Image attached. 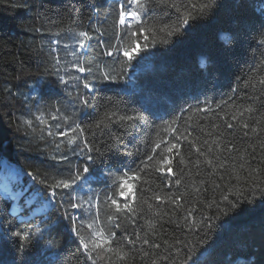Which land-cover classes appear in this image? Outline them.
<instances>
[{"label":"snow or ice","instance_id":"1","mask_svg":"<svg viewBox=\"0 0 264 264\" xmlns=\"http://www.w3.org/2000/svg\"><path fill=\"white\" fill-rule=\"evenodd\" d=\"M215 4L216 0H188L187 4H178L176 0H112L110 27L114 38L111 43L103 40L107 29L102 26L82 28L76 20L66 25L48 22L47 31L51 38L42 48V51L46 48L43 74L56 77L57 85L68 99L63 105H48L47 109L37 107L34 112H29L27 118H22L20 126L26 132L31 130L33 136L38 135L46 144L54 145L50 159L55 166L62 167V171L50 175L37 169L28 171L26 175L41 186L38 196L43 199L38 211L46 214L57 206V210L63 209L61 218L68 222L77 243V252L73 256L78 264H136L137 257L141 264H199L192 241L178 236L169 241L156 231L155 223L156 217L163 215L161 206L171 204L175 205L174 214L180 211L183 215L170 222L181 233L186 230L196 235L198 244H206L210 233L218 227L215 221L220 220L219 215L201 214L199 219L196 217L199 209L193 206L195 201L189 196L198 197L202 191H207V187L202 188L205 185L203 180L197 183L188 179L192 168L199 175L202 165L214 171H229L231 165L230 175L234 176L236 185H243H234L225 191L216 184L215 189H220V200L212 199L203 207H215L224 216L229 212L251 211L253 209H244L242 205L255 204L257 197L251 194L254 192H259L261 205H264V52L243 81L244 87L254 92L246 97L249 103L236 104L229 96L227 100L215 103L219 110L215 113L212 104L207 102L203 108L189 105L181 109V112L191 113L183 125L178 123L180 117L162 120L161 124L155 125V134L145 133L143 139H137L133 134L138 136L142 126L153 128L146 116L121 110L119 102L112 97L98 99L92 95L93 82L116 83L123 79V73L132 66L135 58L133 52L145 51L149 43L154 46L157 35L161 36L160 43L167 44L169 38L186 30L197 14L205 15L206 10ZM157 8L174 9L178 13L176 21L162 26L149 25L146 17ZM95 12L98 14L99 9ZM53 28L56 30L52 31ZM261 28L257 44L264 49V25ZM36 31L43 33L44 28ZM141 37L143 48L134 49L133 45ZM93 40H98L104 49L103 56L112 58L113 64L121 65L120 72L110 64H93L87 59L89 42ZM121 56L126 60L120 61ZM236 91V88L232 89L233 93ZM101 108L104 109L102 113ZM226 108L230 111L225 112ZM87 110H94L97 115L91 123L85 124ZM201 112L215 115L220 123H211L207 130L197 124L202 136L194 137L195 128L189 130L192 127L189 121ZM220 112L224 115L221 116ZM241 130L243 138L258 141L259 158L256 145L252 153L246 150L241 153L237 148L235 132ZM126 136L136 139L133 149L124 142ZM185 145L188 156L184 154ZM111 153H121L134 159L122 169H114L108 162ZM137 157L139 159H135ZM253 161L257 162L256 166H253ZM100 166H103L101 174L111 178L104 191L90 187V181ZM174 167L178 171L174 172ZM157 179L159 184H156ZM86 186L87 195H84ZM173 187L175 191H165ZM141 220L143 224L139 223ZM21 224L27 230L17 227L13 231L12 222H6L0 214V230L3 231L0 236V264H16L15 260L4 258L8 255L9 233L14 238V251L21 257L27 254L26 242L42 233L38 226L32 230L30 220H23ZM261 238L264 241V229ZM48 243L56 247L52 241ZM258 264H264V257Z\"/></svg>","mask_w":264,"mask_h":264},{"label":"trees","instance_id":"2","mask_svg":"<svg viewBox=\"0 0 264 264\" xmlns=\"http://www.w3.org/2000/svg\"><path fill=\"white\" fill-rule=\"evenodd\" d=\"M176 2L187 4L188 0ZM111 5L112 0H0V176L9 171L13 187L0 180L8 184L13 194L19 193L13 199L0 193V214L6 222H12L13 231L17 227H25L21 224L23 220L31 221L33 231L37 226L42 230L41 234L26 242L25 257L14 251V238L9 233L8 255L4 257L8 261L15 260L16 264H21V261H25V264H78L77 258L73 256L77 252V243L68 222L61 218L63 209L57 210V206L46 214L38 211L43 199L38 193L42 189L26 175L28 171L35 172L37 169L42 174L47 172L50 175L62 171V167L55 166L50 159L54 145L46 144L38 135L33 136L31 130L26 132L20 124L22 118H27L29 112H34L37 107L47 109L48 105H63L68 99L57 85L56 77L43 74L46 48L44 51L42 48L51 38L47 31L48 22L66 25L76 20L82 28L102 26L107 29L103 40L111 43L114 38L110 27ZM95 9H99L98 14ZM165 12L168 14L165 15ZM177 15L174 9L157 8L146 19L149 25L162 26L174 23ZM262 25L264 0H216L213 8L206 10L203 16L197 14L190 26L179 35L169 38L167 44L160 43L161 36L157 35L154 46L149 43L145 51L133 52L135 58L131 62L132 66L123 73L122 80L116 83L93 82L92 95L98 99L112 97L119 102L121 110L126 109L129 114L140 112L146 116L153 128L142 126L138 136L133 134L137 139H143L145 133L154 135L155 125L161 124L162 120L180 117L178 123L183 125L191 113L181 112V109L189 105L203 108L207 102L212 104L215 113L219 112L215 103L227 100L229 96L233 97L236 104L249 103L246 97L254 92L251 88H245L243 81L262 58L264 49L257 44ZM41 27L44 32H37L36 29ZM89 43L88 60L93 64H110L117 72L122 70L119 63L113 64L112 58L103 56L104 49L99 46L98 40ZM143 46V37L133 45L137 50ZM119 59L126 60L123 56ZM233 88L237 89L235 93L232 92ZM87 111L88 115L83 121L85 124L91 123L97 115L94 110ZM103 111L101 108L100 112ZM227 111L230 108H226ZM220 115L224 113L220 112ZM213 122L220 123L215 115L201 112L189 121L192 125L189 130L195 128L194 137L202 136L196 125L207 130ZM133 136L124 138L129 149H133L136 144ZM234 142L241 153L245 150L252 153L256 145L259 158L261 150L258 141L243 138L242 130L235 132ZM184 154L188 156L186 145ZM133 159L121 153L108 156L109 166L114 169H122L124 165L131 164ZM256 164L253 161V166ZM102 167L90 181V187L98 191L106 190V186L111 183V178L101 174ZM230 169L231 165L229 171H214L202 165L201 174L197 175L196 169L192 168V175L188 177L197 183L203 180L205 185L202 188L207 187V191H202L198 197L189 196L190 200L195 201L193 206L199 209L197 219L201 214L220 216V220L215 221L218 227L210 233L206 244L196 243V235L186 230L181 233L170 222L183 215L180 211L173 213L175 205H162L160 211L163 215L157 216L155 220L156 231L169 241L173 236L192 241L199 264H258L264 257V241L261 238L264 205H261L259 192L251 193L257 197L255 204L242 205L244 209H253L251 211L229 212L228 216H224L215 207H203L212 199L220 200V189H215L216 184H220L225 191L236 185ZM11 170L15 171V175ZM173 171L178 170L174 167ZM159 183L157 179L156 184ZM87 187L82 194L87 195ZM165 191H175V188H166ZM188 191L191 193V187ZM139 223L143 224L144 221ZM2 234L0 230V236ZM49 241L56 247L49 246ZM136 264H141L139 257L136 258Z\"/></svg>","mask_w":264,"mask_h":264},{"label":"built area","instance_id":"3","mask_svg":"<svg viewBox=\"0 0 264 264\" xmlns=\"http://www.w3.org/2000/svg\"><path fill=\"white\" fill-rule=\"evenodd\" d=\"M6 183L3 181V180H0V193L5 196V197H9V198H17L19 193H15L13 194L11 191H10V188L7 185H5Z\"/></svg>","mask_w":264,"mask_h":264},{"label":"rangeland","instance_id":"4","mask_svg":"<svg viewBox=\"0 0 264 264\" xmlns=\"http://www.w3.org/2000/svg\"><path fill=\"white\" fill-rule=\"evenodd\" d=\"M0 178L3 179L6 183L10 184L13 187V180L10 178L9 171H8V173L1 175Z\"/></svg>","mask_w":264,"mask_h":264}]
</instances>
